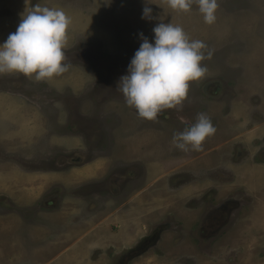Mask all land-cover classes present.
Wrapping results in <instances>:
<instances>
[{
	"label": "rangeland",
	"instance_id": "1",
	"mask_svg": "<svg viewBox=\"0 0 264 264\" xmlns=\"http://www.w3.org/2000/svg\"><path fill=\"white\" fill-rule=\"evenodd\" d=\"M16 1L20 9L28 7L25 12L34 5L63 9L70 23L64 72L41 80L0 73V118L8 133L0 146V264H264V0H217L212 24L204 22L195 2L188 11H176L167 0H152V18L145 19V0ZM1 6L10 15L15 0H0ZM161 22L180 25L212 55L200 61L206 71L189 82L181 105L149 120L124 102L118 85L139 47V33L153 42L152 29ZM14 25L4 19L2 42ZM25 103L43 111L51 140L36 141L39 134L28 131V125L41 123L36 113L29 123L20 122L15 108ZM200 112L215 132L198 151L177 149L174 132L192 125ZM60 136H68L81 157H59ZM78 159L95 161L80 176L78 191L90 199L100 190L118 212L120 222L107 209L98 215L101 236L75 238L81 234H75L77 225L63 220L73 203L48 200L44 189L34 198L24 195L36 175L48 191L66 186L74 179L70 173L45 181L50 173L44 171L56 169V175ZM54 180L62 183L50 185ZM235 193L244 219L238 248L232 236L222 242L206 226L214 215L209 210ZM145 234L154 243L160 239L142 248Z\"/></svg>",
	"mask_w": 264,
	"mask_h": 264
},
{
	"label": "clouds",
	"instance_id": "2",
	"mask_svg": "<svg viewBox=\"0 0 264 264\" xmlns=\"http://www.w3.org/2000/svg\"><path fill=\"white\" fill-rule=\"evenodd\" d=\"M152 0H145L141 16L151 19ZM176 11H188L198 5L206 24L214 23L217 0H167ZM70 18L60 8L34 5L22 13L16 30L0 42V73L18 72L35 80L47 79L66 70L63 48ZM153 42L141 32V42L119 78L124 102L144 119L155 120L160 111L181 105L189 82L206 71L200 63L212 52L199 39H189L178 24L158 23L152 29ZM215 132L209 116L197 113L195 122L185 130L174 132L177 149L200 150L202 141Z\"/></svg>",
	"mask_w": 264,
	"mask_h": 264
},
{
	"label": "crops",
	"instance_id": "3",
	"mask_svg": "<svg viewBox=\"0 0 264 264\" xmlns=\"http://www.w3.org/2000/svg\"><path fill=\"white\" fill-rule=\"evenodd\" d=\"M22 6H25V8L20 9L19 8V2L15 0V10H13L14 11L13 13L11 11L10 15L5 14V10H3L2 6H1L0 7V27L2 28L5 18L6 19L12 18V21H15L14 26H15V30H16V27H17L20 19L22 18V13L26 10V8H28L25 4ZM78 9L79 8H75V10H74L75 13L80 11V10L77 11ZM5 15H7V16H5ZM0 36H1L0 42H2L1 40H2L3 35H0ZM25 104L28 106H25ZM25 104L24 105L21 104L17 108H15V111H16L15 113H17L18 119L21 120L20 122H25V124L27 122L29 123V121H26V120L29 118L31 119L32 114L36 113L37 115H39L38 119H39V122H41V123L37 122L36 124L28 125L27 126L28 131H30V133L36 132V134H39L38 138L35 139L36 141H39L41 139H45V141L51 140L50 137L46 136L47 133L44 132L45 127H44L43 123L46 122V118L43 115V111L36 109L33 106H31V108H30L31 104H29V103H25ZM27 108H29L30 111H27ZM4 127H5V123L0 118V139H1L0 140V146H1V148H2L1 143L3 142L5 135L8 134L7 132L5 134V131H3ZM24 129H27V128H24ZM24 129H23V132L25 131ZM30 133H26V134H28V137H30L29 136ZM12 134H13L12 139H13V141H15V132ZM64 135H66V134H64ZM45 137H47V139ZM67 137L68 136L63 137V138L61 136L59 137L60 140L58 141V143L61 146V148L59 149V151H60L59 157L72 158V156H75V157L80 156V154H78L76 152L75 148L73 147V144L70 146V144L68 143L69 140ZM30 138H32V137H30ZM38 146H40V145L37 142V149H38ZM206 160H207V158L205 156L202 161H206ZM93 162H95L93 159H90L87 161L79 160L77 163L69 161V163H66L67 166L65 168L60 167V169L58 170V173H56V175L53 174L56 172V169L44 171L45 173H50L49 175H44L45 181L47 179L50 180V178L54 179V176H57L59 179L62 176L67 177L68 174L70 173L71 175L69 177L70 178L73 177L74 179H72L70 181H66L68 183L66 186L61 184L62 182L54 180L55 182L51 181L50 185H52L53 183H60L61 184L60 187H58V188L53 187V188H51L50 191H48L47 190L48 189L47 182H45V184H44V180L42 179L43 182L41 181V186H40L38 184V182L36 181L37 180V178H36L37 175H36L35 178H32L33 183L31 182L32 184H31L29 190H27L26 193L25 192H21V193H23V194L25 193L24 195H26L28 198H31V197L34 198L38 195L39 190L44 189L43 190V193H45L44 197H46V199H48V200H53L56 203L59 202V205H62L63 202H67V201L69 203H73V208H72V210H70L71 212L69 211V214H67L66 216H63V220H65L64 221L65 224L70 222L71 224L77 225V228L75 230V234H78V233H81V234L75 238L84 237L86 235L92 236L94 234H95V236H101L100 233L102 231L99 232V230L97 229V227H98L97 221L100 220V217H98V215L102 214V212H104V211L106 212V209H107V210L113 212L112 213L113 221H119V220H116L119 217H117L118 212L115 213L117 211L115 205H112V206L110 205L112 203V200L108 199V198H107V200H105V198L103 199V196H102L103 194L100 190L94 189L93 192H91L93 196L90 199L86 198L84 196V194L82 193V191H78V190H80V187L83 184L81 182V180H79L80 176L82 177L84 175V173H88L87 171L92 169L90 167L89 163L92 164ZM262 162H264V161H262ZM67 168H69V169H67ZM79 168H82V170L79 171ZM253 170L254 169H252V171ZM33 172L41 173V171H39V170H36V171L33 170ZM38 173H33V174H38ZM7 179L8 180L13 179L12 175L7 177ZM126 194H129V193H126ZM231 195H233V196H231ZM231 195H230V197L227 196L226 198L221 200L219 202V204L214 207V209L211 208L209 210L210 211L209 213L214 214V215H210V219L207 218L206 225H207V229H208L210 236L218 235L219 239H222V242H225V239L227 240L228 237L230 238L232 236V238H234L235 248H238L239 245L241 247H243V245L239 244V243L243 242V235L241 232V228L243 225L242 223H244V219L240 218V217H243V214H240V213L238 214V211L241 208V206H242L241 204H243V202H242L241 196L237 195V193L231 194ZM15 196H16V194H15ZM19 196L21 197V195H19ZM65 198H67V199H65ZM221 207H223V208H221ZM51 209L52 208L50 207L49 209H46V210H51ZM68 209L69 208L67 207L66 210H68ZM135 210H136V208L134 209V211L131 214H133L135 212ZM215 211L219 212L218 215L215 214ZM105 212H104V214H105ZM81 214H84V215L82 216ZM123 214H124V211H122V214L120 213V215H119L121 220L123 219L122 217H124ZM125 214H127V213L125 212ZM206 215H208V214H205V217H207ZM1 216H0V218H2ZM3 217H5V215ZM67 217H69V220L67 219ZM80 218H82V219H80ZM101 220H106V218H103ZM92 221L95 223L94 225H92ZM131 222L132 223L136 222V218L134 216H133V219L131 218ZM102 223H104L103 226L100 223H99V225H100V227L104 228L106 224L104 221ZM65 224H63V225H65ZM166 226L168 227L170 225L167 224ZM166 226H164V227H166ZM79 228H81V229L79 230ZM228 228H230V229H228ZM77 229L79 230V232H76ZM161 232H162V230H161ZM159 239L160 238L158 237L154 243V246H155V244H157V241ZM204 241H206V239H204ZM227 241H229V240H227ZM222 247L228 248L227 245H222ZM64 248H68V246H65Z\"/></svg>",
	"mask_w": 264,
	"mask_h": 264
},
{
	"label": "flooded vegetation",
	"instance_id": "4",
	"mask_svg": "<svg viewBox=\"0 0 264 264\" xmlns=\"http://www.w3.org/2000/svg\"><path fill=\"white\" fill-rule=\"evenodd\" d=\"M81 155L79 157H81ZM79 160H81V159H79ZM118 181H119V178H118ZM103 185H105V183ZM221 208H223V207H221ZM218 213H219L218 211H215L216 215H218ZM150 238L151 237L149 236V234H145L139 239L140 240V244H144V246L142 248H150V247L154 246L153 240H155V239H151V241H150ZM150 242H152V243L150 244ZM130 248H135V247H131L130 246Z\"/></svg>",
	"mask_w": 264,
	"mask_h": 264
}]
</instances>
